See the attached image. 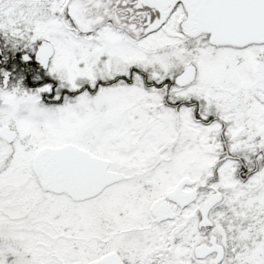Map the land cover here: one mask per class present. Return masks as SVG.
<instances>
[{"label":"snow or ice","instance_id":"obj_1","mask_svg":"<svg viewBox=\"0 0 264 264\" xmlns=\"http://www.w3.org/2000/svg\"><path fill=\"white\" fill-rule=\"evenodd\" d=\"M0 264H264V0H0Z\"/></svg>","mask_w":264,"mask_h":264}]
</instances>
